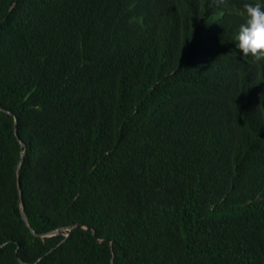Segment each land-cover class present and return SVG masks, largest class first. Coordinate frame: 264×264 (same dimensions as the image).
<instances>
[{
  "label": "trees",
  "instance_id": "obj_1",
  "mask_svg": "<svg viewBox=\"0 0 264 264\" xmlns=\"http://www.w3.org/2000/svg\"><path fill=\"white\" fill-rule=\"evenodd\" d=\"M247 2L0 0V264H264Z\"/></svg>",
  "mask_w": 264,
  "mask_h": 264
},
{
  "label": "clouds",
  "instance_id": "obj_2",
  "mask_svg": "<svg viewBox=\"0 0 264 264\" xmlns=\"http://www.w3.org/2000/svg\"><path fill=\"white\" fill-rule=\"evenodd\" d=\"M220 2L214 0V3ZM233 45L236 56L264 62V0H250L243 5Z\"/></svg>",
  "mask_w": 264,
  "mask_h": 264
},
{
  "label": "water",
  "instance_id": "obj_3",
  "mask_svg": "<svg viewBox=\"0 0 264 264\" xmlns=\"http://www.w3.org/2000/svg\"><path fill=\"white\" fill-rule=\"evenodd\" d=\"M15 132H16V126H15ZM17 139L20 140L18 136H17ZM21 146L23 147V149H24V151H25L26 145H25L24 143H21ZM23 154H24V152L22 153V156L20 157L19 165H18V169H17V171H18V178H19V169H20V164H21L22 158H23ZM18 187L20 188V183H19V181H18ZM20 194H21V193H20ZM21 218H22V220L26 223V225L28 226L27 217H26V214H25V212H24V210H23V205H22ZM57 233H58V232L56 231V232H53V233H51V234H57Z\"/></svg>",
  "mask_w": 264,
  "mask_h": 264
}]
</instances>
